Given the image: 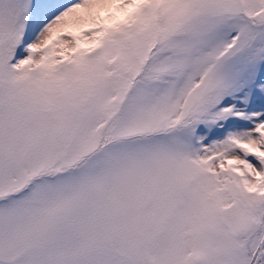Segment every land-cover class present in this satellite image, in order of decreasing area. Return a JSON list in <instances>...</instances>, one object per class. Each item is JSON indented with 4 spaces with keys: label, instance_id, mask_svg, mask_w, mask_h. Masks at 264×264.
I'll return each mask as SVG.
<instances>
[{
    "label": "snow or ice",
    "instance_id": "obj_1",
    "mask_svg": "<svg viewBox=\"0 0 264 264\" xmlns=\"http://www.w3.org/2000/svg\"><path fill=\"white\" fill-rule=\"evenodd\" d=\"M0 264H264V0H0Z\"/></svg>",
    "mask_w": 264,
    "mask_h": 264
}]
</instances>
